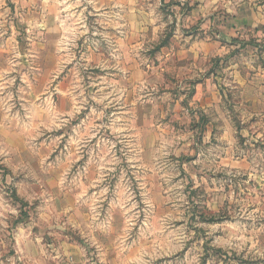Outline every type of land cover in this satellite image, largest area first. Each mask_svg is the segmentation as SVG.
Here are the masks:
<instances>
[{
    "label": "rangeland",
    "instance_id": "374dc122",
    "mask_svg": "<svg viewBox=\"0 0 264 264\" xmlns=\"http://www.w3.org/2000/svg\"><path fill=\"white\" fill-rule=\"evenodd\" d=\"M146 3L81 1L48 33L1 20L0 264H264V116L226 92L203 128L174 14Z\"/></svg>",
    "mask_w": 264,
    "mask_h": 264
},
{
    "label": "crops",
    "instance_id": "0c3cea01",
    "mask_svg": "<svg viewBox=\"0 0 264 264\" xmlns=\"http://www.w3.org/2000/svg\"><path fill=\"white\" fill-rule=\"evenodd\" d=\"M8 1L15 4V14L12 9L8 11V8L2 6ZM81 1L90 5V10L92 8L96 11L100 10V2H105L102 10L107 12L117 7L115 0H0V23L2 24L1 20L4 18V24L9 23L11 30L31 28L48 33L56 30L53 28L56 24L58 26L57 22H52V18L67 15V10ZM122 1L125 3L127 0ZM139 1L143 6H139L138 12L146 18L149 15L146 3L148 0ZM158 1L160 7L166 4L174 14L171 18L176 28L170 40V57H167L172 77L178 83L180 77L190 82L192 88L189 92L196 99L195 103H199L196 105L200 107L205 118L201 126L211 129L212 125L221 129L220 123L210 121V112L213 109L221 110V107L223 110L227 109L226 92L231 98L237 96L232 100L236 108L241 107L251 116L258 113L264 116V68L260 72L262 66L264 67L261 64L264 63V0ZM20 8L23 9V19L19 18ZM26 18L29 20L26 21ZM21 23L23 27L19 26ZM183 28L188 29L187 33H180ZM212 33H219L217 37L220 40L213 37ZM243 56L247 57L242 59ZM252 68L255 71L251 74L248 69ZM246 121L243 122L245 125L238 127L242 135L243 131L252 128L264 130V123L258 126L250 118ZM196 126L195 124L194 127ZM255 132L256 137L252 139L256 142L260 139L264 144V133H258L257 130ZM208 133L212 135L213 131ZM218 140L224 145L226 132L219 133ZM222 150L220 158L225 165L226 149ZM39 250L30 258L32 264H36V261L37 264H61L58 260L51 261L45 251ZM61 251L67 257L73 255L67 248L63 247Z\"/></svg>",
    "mask_w": 264,
    "mask_h": 264
}]
</instances>
